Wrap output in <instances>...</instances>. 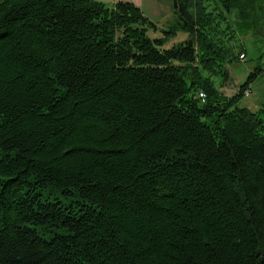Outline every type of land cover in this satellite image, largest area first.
<instances>
[{"label": "trees", "instance_id": "trees-1", "mask_svg": "<svg viewBox=\"0 0 264 264\" xmlns=\"http://www.w3.org/2000/svg\"><path fill=\"white\" fill-rule=\"evenodd\" d=\"M175 1L0 0V264H264V0Z\"/></svg>", "mask_w": 264, "mask_h": 264}, {"label": "rangeland", "instance_id": "rangeland-1", "mask_svg": "<svg viewBox=\"0 0 264 264\" xmlns=\"http://www.w3.org/2000/svg\"><path fill=\"white\" fill-rule=\"evenodd\" d=\"M136 1L145 16L156 24V28H150L149 36L153 39L163 38L165 48L181 44L189 38L186 31L177 29L180 19L176 12L175 0ZM175 27L177 30L172 34L171 32ZM243 41L247 49L246 59L228 62L229 80L226 83L222 82V77H215L216 87L229 96L237 92L240 85L247 81L250 73L256 67L264 68V38L248 34L243 38ZM250 89L251 92L245 91L246 96L239 105L249 107L254 111L264 108V72L250 84Z\"/></svg>", "mask_w": 264, "mask_h": 264}, {"label": "crops", "instance_id": "crops-1", "mask_svg": "<svg viewBox=\"0 0 264 264\" xmlns=\"http://www.w3.org/2000/svg\"><path fill=\"white\" fill-rule=\"evenodd\" d=\"M104 2L108 3L110 6H113L117 0H103ZM133 1L135 4L138 5V2L136 0H131Z\"/></svg>", "mask_w": 264, "mask_h": 264}, {"label": "built area", "instance_id": "built-area-1", "mask_svg": "<svg viewBox=\"0 0 264 264\" xmlns=\"http://www.w3.org/2000/svg\"><path fill=\"white\" fill-rule=\"evenodd\" d=\"M241 58H244V55H241ZM201 96L204 97V93H201Z\"/></svg>", "mask_w": 264, "mask_h": 264}, {"label": "water", "instance_id": "water-1", "mask_svg": "<svg viewBox=\"0 0 264 264\" xmlns=\"http://www.w3.org/2000/svg\"><path fill=\"white\" fill-rule=\"evenodd\" d=\"M176 7H177V3H176Z\"/></svg>", "mask_w": 264, "mask_h": 264}]
</instances>
